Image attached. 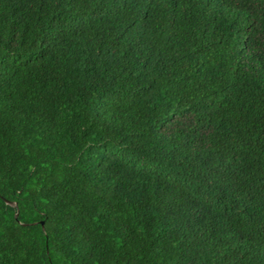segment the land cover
<instances>
[{
    "label": "trees",
    "instance_id": "trees-1",
    "mask_svg": "<svg viewBox=\"0 0 264 264\" xmlns=\"http://www.w3.org/2000/svg\"><path fill=\"white\" fill-rule=\"evenodd\" d=\"M0 264H264V0H0Z\"/></svg>",
    "mask_w": 264,
    "mask_h": 264
},
{
    "label": "water",
    "instance_id": "water-1",
    "mask_svg": "<svg viewBox=\"0 0 264 264\" xmlns=\"http://www.w3.org/2000/svg\"><path fill=\"white\" fill-rule=\"evenodd\" d=\"M9 204L16 206L15 203L8 202ZM17 216V212L15 213V217Z\"/></svg>",
    "mask_w": 264,
    "mask_h": 264
}]
</instances>
